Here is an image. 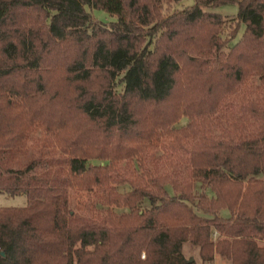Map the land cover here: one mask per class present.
<instances>
[{
    "label": "trees",
    "instance_id": "trees-1",
    "mask_svg": "<svg viewBox=\"0 0 264 264\" xmlns=\"http://www.w3.org/2000/svg\"><path fill=\"white\" fill-rule=\"evenodd\" d=\"M181 1L0 0V264H264V0Z\"/></svg>",
    "mask_w": 264,
    "mask_h": 264
},
{
    "label": "rangeland",
    "instance_id": "rangeland-1",
    "mask_svg": "<svg viewBox=\"0 0 264 264\" xmlns=\"http://www.w3.org/2000/svg\"><path fill=\"white\" fill-rule=\"evenodd\" d=\"M191 4H192V0H182L177 4H172L171 10L182 9L184 6ZM210 11L220 14L227 19H231L234 16H236L238 12V6L236 4L222 5L212 8L210 9ZM90 13L96 20H99L103 23H110L116 21V17L111 16L102 10H91ZM242 32H243V26H240L237 37L234 40V42H236V40L241 36ZM184 124H185V120L182 119L177 126H181ZM26 202H27L26 197L24 195L12 197L6 194H0V207H23L26 205ZM83 202L86 204V202L88 201H86V199H83ZM70 208L73 209L74 211H76L77 209V206L75 205V202L73 200H71L70 202ZM222 215L227 216V212L222 211ZM259 243L264 244V239L260 240ZM183 253L186 255L187 258H189V260H194V263L192 264H202L197 250L195 252L193 246H191L190 244H186L183 246ZM209 264H230V262L217 257L214 259L212 263Z\"/></svg>",
    "mask_w": 264,
    "mask_h": 264
},
{
    "label": "crops",
    "instance_id": "crops-1",
    "mask_svg": "<svg viewBox=\"0 0 264 264\" xmlns=\"http://www.w3.org/2000/svg\"><path fill=\"white\" fill-rule=\"evenodd\" d=\"M185 245H186V244H185ZM193 249H194L195 252H196L197 249H196L195 247H193ZM197 252H198V250H197ZM183 255L186 257V255H185L184 253H183ZM217 257H219V256L216 255V256L214 257V259L217 258ZM186 258H187V257H186ZM219 258H221V257H219ZM187 259L189 260V258H187ZM214 259H213V261H214ZM221 259H222V258H221ZM213 261H211L210 263H212ZM192 262L194 263V260H191V262H190L189 264H191ZM208 264H209V263H208Z\"/></svg>",
    "mask_w": 264,
    "mask_h": 264
},
{
    "label": "water",
    "instance_id": "water-1",
    "mask_svg": "<svg viewBox=\"0 0 264 264\" xmlns=\"http://www.w3.org/2000/svg\"><path fill=\"white\" fill-rule=\"evenodd\" d=\"M188 262L190 263V262H191V260H188Z\"/></svg>",
    "mask_w": 264,
    "mask_h": 264
}]
</instances>
